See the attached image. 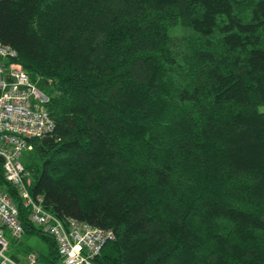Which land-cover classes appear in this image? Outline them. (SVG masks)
<instances>
[{"label":"trees","instance_id":"16d2710c","mask_svg":"<svg viewBox=\"0 0 264 264\" xmlns=\"http://www.w3.org/2000/svg\"><path fill=\"white\" fill-rule=\"evenodd\" d=\"M0 42L55 122L30 192L113 231L95 264H264V0H0Z\"/></svg>","mask_w":264,"mask_h":264},{"label":"built area","instance_id":"2783aa9c","mask_svg":"<svg viewBox=\"0 0 264 264\" xmlns=\"http://www.w3.org/2000/svg\"><path fill=\"white\" fill-rule=\"evenodd\" d=\"M17 51L0 42V170L10 184L28 221L53 238L59 264H95L103 247L114 240L111 229L93 227L74 218L61 220L45 208L41 195L30 192L31 176L20 156L30 148V140L50 135L55 129L47 104L48 95L32 82L15 62ZM24 228L17 204L0 187V264H38L31 251L24 262L9 254L10 239L20 241ZM8 236L9 238H6Z\"/></svg>","mask_w":264,"mask_h":264},{"label":"rangeland","instance_id":"374dc122","mask_svg":"<svg viewBox=\"0 0 264 264\" xmlns=\"http://www.w3.org/2000/svg\"><path fill=\"white\" fill-rule=\"evenodd\" d=\"M184 34H185V29L183 27H181L180 25H176L175 27H173L172 29L169 30V36L174 42L179 41V39ZM21 68L23 69L22 66H21ZM260 110L262 112H264V106H261ZM33 157H34L33 146L30 145V148L28 149V151H24L22 153V155L20 156V161L24 163V162H26L27 160H29L30 158H33ZM28 172L30 173V171H28ZM6 238H9V237L6 236ZM23 243H24V247H23L24 250L25 249H33L34 252H37L38 254L41 253V252H44L45 249H46V243L42 239H40L39 237H30L28 239L24 238L23 240H21L19 242V244L17 246H20V248H21V245L23 246ZM10 253L12 254V252H10ZM38 264H42V262L40 261ZM57 264H59V260H57Z\"/></svg>","mask_w":264,"mask_h":264},{"label":"crops","instance_id":"0c3cea01","mask_svg":"<svg viewBox=\"0 0 264 264\" xmlns=\"http://www.w3.org/2000/svg\"><path fill=\"white\" fill-rule=\"evenodd\" d=\"M25 237L23 236L21 240H23ZM25 239H28V238H25ZM20 240V241H21ZM20 241H14L13 239H10V247H9V253L12 252V254L18 256L20 262H24V258H25V255L27 253L25 252H22L23 250V247H24V243H23V246L21 245V248L20 246H17L19 244ZM17 247V248H16ZM16 248V249H15ZM10 253V255H12Z\"/></svg>","mask_w":264,"mask_h":264},{"label":"water","instance_id":"95a60500","mask_svg":"<svg viewBox=\"0 0 264 264\" xmlns=\"http://www.w3.org/2000/svg\"><path fill=\"white\" fill-rule=\"evenodd\" d=\"M0 162H2V158L0 157Z\"/></svg>","mask_w":264,"mask_h":264}]
</instances>
